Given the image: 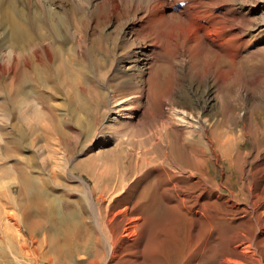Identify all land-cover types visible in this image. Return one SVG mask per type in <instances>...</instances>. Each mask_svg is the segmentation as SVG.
<instances>
[{
  "label": "rangeland",
  "instance_id": "rangeland-1",
  "mask_svg": "<svg viewBox=\"0 0 264 264\" xmlns=\"http://www.w3.org/2000/svg\"><path fill=\"white\" fill-rule=\"evenodd\" d=\"M194 1L169 0L166 8L170 17L163 22H159L162 7L154 0H119L116 8L111 7L109 0L47 1L53 3L60 14L63 8L72 14V30L77 33H73L74 38L68 34L64 43L66 46L75 44L87 75L78 76L75 81L76 76L72 78L70 74L72 81L67 77L64 85L54 83L56 92L51 95L52 100L34 97L42 110L36 118L39 138L34 151H23L18 158H7L4 149L14 126H21L24 133L27 132L28 110L12 105L0 108V235L5 238L2 244L0 242V264H11L5 261L10 258L8 238L16 244L32 245L22 221L17 194H12H16L14 199L8 198L10 189L18 183L19 173L23 172L22 167L32 170V175L39 178L36 184L44 187H40V193L57 203L52 212L55 216L61 206L58 198L74 200L79 195L78 177L87 181L96 198L103 196V200L108 201L105 200L103 207L109 210V217L117 210L119 213L129 208L128 218L140 213L148 222L152 219L148 209L144 210L148 203L167 213L174 226L176 246L172 243L170 254L165 258L156 250L153 260L146 262L143 259L148 254L141 242L136 248L140 252L136 254V264H186L182 252L186 251L187 244L196 249L202 245L208 236L207 229L195 217L189 219L185 215L186 209L194 212L196 206L181 201L184 190L191 184L192 157L204 158L201 149L190 152L191 144L200 142L198 145L202 148V142H206L202 128L208 129L210 137L239 131L245 126L264 131V53L261 54L264 44L251 42L264 27V20L242 26L243 20L237 21V14H226L222 20L217 17L218 0ZM18 4L22 7V2ZM195 6H200L206 15L197 22L188 23L174 15L179 9ZM29 7L38 9L35 2ZM201 25L210 26L209 30L217 27V32L224 31V40L229 39L228 49L221 57L206 52L196 61L198 42L202 41L204 48L211 50L210 44L200 36ZM212 29L211 33L216 32ZM50 43L39 42L43 54L52 50L54 42ZM2 55L6 57L5 63L9 60L12 66L18 56L9 46L0 50V64H5L1 61ZM210 60L219 69L217 77L203 73L205 63ZM6 77L3 76V80ZM81 77L87 83L83 84ZM40 90L46 89L40 86ZM0 92L1 105L7 95ZM162 93L169 99L163 113L157 99ZM262 134L261 147L264 146ZM253 147L249 137L244 149ZM29 157L33 160L30 165ZM208 157L211 160L200 168L209 171L208 181L204 180L200 187L205 197L199 202L217 199L218 186L226 184L227 188L222 191L224 200L220 202V208L226 210L228 203L236 202L234 191L238 192L248 181L255 185V178L248 171L250 167L241 165L235 173L226 172L225 165L216 163L211 152ZM248 159L252 162L251 156ZM262 159L264 153L259 163H263ZM203 177L197 173L195 179ZM30 184L39 188L33 181ZM215 211L213 209V213ZM128 223L126 221L124 227ZM230 232L219 230L216 237L228 238ZM37 238L42 240L44 235L39 233ZM151 239L152 234L147 231L146 240Z\"/></svg>",
  "mask_w": 264,
  "mask_h": 264
},
{
  "label": "bare ground",
  "instance_id": "bare-ground-1",
  "mask_svg": "<svg viewBox=\"0 0 264 264\" xmlns=\"http://www.w3.org/2000/svg\"><path fill=\"white\" fill-rule=\"evenodd\" d=\"M47 1L48 0H0V50H2L4 46L13 47L18 55L17 58L15 57L13 66L10 65L9 60L7 64L5 63L7 60L4 55L1 57V61L5 64H0V90L7 95V99L0 105V108L3 106L6 107L5 105H12L14 108L19 109L26 108L24 110H28V117L30 118L28 119L30 120V125L26 129V133H24L21 126H14L10 140L7 142L4 149L7 158H18L23 151L30 152L36 149L35 142L39 138V126L36 123V118L41 110L39 107L40 103H36V101L39 100H36V98L40 100L47 99V101H49L48 99L52 100L53 98L51 95L56 92L54 83H58L60 86L66 83L67 77L70 78L72 76L73 78V76H76V81L78 76L87 75V69L82 63L83 60L81 61L82 57L75 47V44L66 46L64 43L68 34L71 33V36L74 38V34L77 33V30L74 32L72 30V28H74L72 27V22L74 21L72 19V14L69 11L67 12L64 8L63 14H60L54 8L53 3ZM118 1L119 0H109L111 7L116 8ZM154 1L155 3L159 2V5L162 7L159 22L167 20V18L170 17L167 14L168 9L166 8V6L169 5V0ZM196 1L194 2L197 3L198 1ZM19 2H22V7L18 4ZM32 2L37 4L38 9L32 10L29 7ZM216 5V11H214L217 13V17L220 18V20H222L226 14H234V16L237 14L236 20H243L240 22L242 26H248L251 23H255L256 25L257 22L264 20V0H218ZM200 8V6H195L183 10L179 9L174 15L178 17L181 16V19L188 23H193L196 20H201L203 16H206L205 12L200 10ZM199 27H201V31H199L200 36H202L204 41L206 40L210 44L211 50L207 51L203 46L204 43L199 40L200 42L195 46L194 56L196 61H200L199 58L206 52L209 54L217 53L220 57L222 56L221 54L227 52V41L229 39L224 40V31L217 32L215 29L218 28L216 27L213 29L211 28L216 31L211 33V29L209 30L210 26L203 25L202 27L201 25ZM219 28L221 29V27ZM231 28L233 29V27ZM79 36L81 40L82 36ZM45 41L54 43L52 45V50H50V52L46 50V53L43 54L39 42L42 43ZM258 41L264 44V27H261L260 31L252 38L251 42L255 45ZM248 44L249 42H246V45ZM241 46L243 48L244 45ZM261 47L264 50V45ZM255 52L260 53V51ZM262 53L264 52H261V54ZM253 54L256 55L257 53ZM204 68V74L213 77L219 76V69L211 60L207 65L205 63ZM5 75L7 76L5 79L6 81L3 80V76ZM72 78H70L71 81ZM86 79L88 80V76ZM83 80L85 79H82V83L84 82L83 84L87 83ZM40 86H44L46 90L41 92ZM66 91L68 92V90ZM146 94L147 99H149V94ZM79 99H81V97ZM157 99L160 109L162 108L160 112L163 113V106L169 99L166 98L163 93L162 95L160 94ZM42 104L44 106V103ZM45 105L47 106V104ZM51 107L53 108L54 106L52 105ZM24 114H26V112ZM51 114L53 115V113ZM122 119L125 118L123 117ZM202 130L204 131L206 142H202L201 148L198 145L200 142L195 141V143L191 144L190 152L194 153L196 149L198 151L201 149L200 151L204 155V158L198 159L194 158L195 156L192 157L193 166L191 167V174L189 177V183L191 184H189L190 187L188 190H184L185 194L181 201L190 204L192 207L196 206L194 212L186 209L185 215L189 219L195 217L196 220L201 221L203 226L207 229L208 236L198 249L187 244L186 251L184 250V252H182L184 261L186 264H264V159L261 160L263 163H259L264 153V146H260V137L263 135L262 133H264V131L258 128H248L245 126L240 128L239 131L224 132L218 137H214L210 133V137L208 129L202 128ZM249 137H251L253 141L254 149L250 148V150H245L244 146ZM209 152L214 155L216 163L222 162L225 165L226 172L231 171L235 173L238 166L241 165L244 166L243 168L250 167L248 171L252 173L256 181L255 185L250 183V181L245 182V184L242 185V189L240 188L238 192L236 190L234 193L232 192L233 196L237 199L236 202L232 204H227L226 202V210L220 208V202L224 200L222 191L227 188L226 184H220L218 190L216 189L218 194L217 199L210 200L212 198H209L202 201V203L199 202L202 197H205L202 192L203 189L201 190L200 187L205 182L204 180H207L209 171L205 172L200 168L201 164L207 165L209 160H211L208 157ZM250 156L252 162H249L248 157ZM31 158L29 159L30 161H27L29 165L31 161L33 162ZM253 165H256V167H252ZM221 168H223V166H221ZM21 170L23 172H20L17 177L18 183L15 187L10 189L8 198L12 197V199H14L17 194L16 199L19 201L22 221L32 245L29 247L27 243L16 244L12 239L8 238L10 258L8 259L7 257L5 260L8 263L136 264V254H140L139 251H136V248L140 246L141 242L145 245L144 248H146L145 251H147L148 254V257L143 259V261L146 260V262L153 260L152 258L156 250L165 258L170 254L172 243L176 246V240L174 242L173 239V235L175 236V234L171 218L167 213L160 212L149 203L144 209H148L147 211H149L150 217L152 218L151 220L149 218L148 222L145 216L140 213H136V217L133 216L128 218L129 208L119 211V213H117V210V212H114L112 216L109 217V210L103 207V203L107 200H103V196L99 197L101 195L98 196L99 198H96L94 190L88 185L87 181L78 177L77 182H79V184L77 189L79 195L76 196L74 200H69L68 198L63 200V197L58 198L61 206L59 211L56 210L55 216L52 212L55 211L54 207L57 203L40 193L42 191L40 187H44L40 186L39 183L36 184L39 178L32 175V170L27 171L25 167H22ZM197 173L203 174L204 177L202 179H195ZM232 176L233 175H231V177ZM58 179L59 177L57 180ZM31 181L37 186L39 185V188L37 189L36 186L33 188L32 184H30ZM213 190L215 191V189ZM13 193L16 194L12 195ZM213 209H216L215 213H213ZM136 212H138L137 209ZM126 221H129V223L128 226L124 227ZM225 229L231 231L228 238L221 239L216 237L219 230ZM147 231H150L152 234V239L148 241L146 240ZM39 233L44 235V239L40 240L37 238ZM4 240L5 238L0 235L1 244ZM16 241H18V239ZM220 246H222V248H219ZM197 252L199 253L196 254ZM1 261L2 260H0V262Z\"/></svg>",
  "mask_w": 264,
  "mask_h": 264
}]
</instances>
